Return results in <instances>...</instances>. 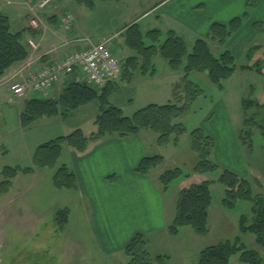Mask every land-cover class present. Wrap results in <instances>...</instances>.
I'll return each instance as SVG.
<instances>
[{
    "label": "rangeland",
    "instance_id": "374dc122",
    "mask_svg": "<svg viewBox=\"0 0 264 264\" xmlns=\"http://www.w3.org/2000/svg\"><path fill=\"white\" fill-rule=\"evenodd\" d=\"M38 1L40 0H0V14L9 19L13 32L26 28L34 33L44 32L40 40H33L34 37L26 35L25 43L31 39L43 51H48L54 47L59 48L72 38L73 33L64 30L61 22L47 29L46 24L49 19L46 14L55 8L54 11L58 16L62 14V17H65V14H72L75 37L94 43L111 36L106 40L110 42L112 52L119 55L117 56L119 58L124 57L122 61L124 59L127 61L134 55L125 47V50L122 49L124 33L129 27L127 25L147 12L153 0L118 2L107 0L94 2L91 8L85 2L79 4L77 0H52L42 12L36 9ZM260 1L256 0V4L249 8V11L247 8L245 12L249 13L247 22L251 21L259 8ZM33 5H35L33 9L27 12V9ZM260 18L263 20L264 14L259 13L252 23ZM140 21V29L146 31L142 35L153 31H148L151 16H145ZM247 22L243 21L242 26ZM256 27L257 29L254 26L244 27L241 40L243 42L249 40L251 43L243 53L239 54L238 50L233 51L235 52L233 54L238 67H251L257 60H262L264 73V28H260L259 25ZM239 31H242L241 28ZM145 43L149 45L147 40ZM28 52L24 66L28 62L33 64L32 67L39 62L41 64L46 62L43 52L29 48ZM212 52L218 56L222 49L213 48ZM161 61L163 64L155 67L158 71L157 79L142 77L136 71L132 82H128L121 75L114 82L115 91L109 99L110 104L121 109L126 116H131L151 104H181V95L184 91L182 73L181 76H172L171 80H166L162 72L168 70V66L165 61ZM164 63L165 67H163ZM18 72L16 66L12 72H7L0 78V181L2 171L6 167H29L34 151L43 143L65 137L75 130H81L86 136L93 133L94 119L98 114L97 103H91L73 113H68L63 118L43 119L27 129H22L19 124V114L24 101L39 96L33 94L35 96L18 99L12 95L8 85L17 81V77L7 81ZM5 77L7 78L3 85L2 80ZM190 81L201 89L203 96L197 99L191 105L190 111L179 120L186 129L179 146L151 150L147 144L146 150L149 157L153 154L165 158L164 164L158 168L160 172L178 169L187 175L186 178L182 177L174 182L169 188L166 201L169 216H172V213L174 215V206L180 191L205 181L213 183L211 186L213 203L208 219L209 234L206 238H200L191 230L183 229L178 238L160 239L156 236L152 241L148 238L149 245L146 249L150 257L161 256L166 264H196L200 251L241 237L246 248L257 251L264 261V252L257 247L254 237L240 236L238 231L239 218L241 216L251 218L252 206L242 201H239L233 210H226L221 206L224 190L217 182L220 172L199 175L192 171L196 157L190 149L189 139V134L194 129H203L215 141L213 161L219 167L246 179L253 195L264 198V76H258L253 71L238 70L229 81L224 83L222 93L208 81L206 74H194ZM63 87H57L47 93L49 95L42 96L47 99L57 98ZM177 89L180 93L175 92ZM242 101L252 106L245 109ZM144 142L146 144V140ZM68 155L69 152H65L59 165L67 161ZM53 174V170L44 169L36 170L33 175H18L12 180L9 193L1 198L0 264H127L129 260L124 253L113 256L101 255L97 248L93 247L94 243L79 218L83 210L76 201L74 192L57 189L52 181ZM65 209L67 223L61 224L58 213Z\"/></svg>",
    "mask_w": 264,
    "mask_h": 264
},
{
    "label": "trees",
    "instance_id": "16d2710c",
    "mask_svg": "<svg viewBox=\"0 0 264 264\" xmlns=\"http://www.w3.org/2000/svg\"><path fill=\"white\" fill-rule=\"evenodd\" d=\"M107 0H77L79 4L87 3L91 8L94 2ZM114 1V0H110ZM121 1V0H115ZM256 0H247V8L254 7ZM249 13L230 21L226 25L213 24L206 39L196 40L190 51L185 41L174 32L161 33L153 30L142 35L138 25L132 24L124 33V46L134 55L129 57L122 65V77L132 82L136 71L142 77H152L155 74L153 60L160 57L166 62L168 69L178 72L182 68L183 95L181 104L148 105L138 110L131 116H126L121 109L112 106L109 102L115 91V84L108 83L104 88L97 90L87 82L68 81L63 84V90L57 98H31L24 101L19 114V124L22 129H27L43 119L64 117L81 107L97 103L98 114L94 119L95 131L86 136L81 130H75L65 137H58L38 146L33 153L29 167L10 168L2 171L0 181V201L9 193L12 180L18 175H33L36 170H53L52 181L57 189L70 191L77 190L74 173L65 165H59L63 150L68 148L77 154H85L95 144L106 138L126 139L135 138L141 132L147 131L156 136L159 147L172 146L177 148L181 139L186 134V129L179 122L189 111L191 105L203 92L197 85L190 81L192 74H206L208 81L218 91L223 92V85L235 73L255 72L264 76L261 63L257 60L253 66L238 67L234 56L224 50L227 41L242 26V22L249 20ZM264 28L263 23L254 22L257 29ZM36 37L31 29L13 32L6 16L0 14V78L11 68L23 63L28 55L25 36ZM164 38V40L162 39ZM145 40L149 42L146 45ZM209 43L218 45L222 52L214 55ZM176 93H180L177 89ZM179 99V97H178ZM242 106L250 108L252 104L242 101ZM244 109V108H243ZM190 149L195 154L196 162L192 171L199 175H212L219 171L217 182L224 190L221 206L226 210H233L239 201L250 204L251 218H239L238 231L240 236L250 235L255 239L258 248L264 252V198L253 195L249 182L239 177L236 173L219 167L213 161L215 150L214 139L201 128H196L189 134ZM164 159L161 156L144 157L139 162L135 172L148 176L157 170ZM186 178L180 170L165 171L158 177V185L166 193L171 185L180 178ZM210 181L191 185L179 192L174 206V215L167 232L171 237H176L181 230L189 229L200 238L209 234L208 219L212 207V191ZM65 212V213H64ZM61 224L67 223V212L58 213ZM147 240L142 235H137L123 250L129 260L127 264H166L161 256L150 257L147 249ZM237 258L239 264H264L262 256L255 250L247 249L241 237L233 241H226L216 246L200 251L196 264H229Z\"/></svg>",
    "mask_w": 264,
    "mask_h": 264
},
{
    "label": "crops",
    "instance_id": "0c3cea01",
    "mask_svg": "<svg viewBox=\"0 0 264 264\" xmlns=\"http://www.w3.org/2000/svg\"><path fill=\"white\" fill-rule=\"evenodd\" d=\"M54 10L55 8L50 12L46 11L47 14L44 12L49 19L46 24L47 29L60 23L62 14L58 16ZM246 10L247 0H153L147 12L127 26L136 24L139 27L140 20L145 16H151L148 31L158 30L161 33L172 31L185 41L190 51L191 45L196 40L207 38L213 24L226 25L233 19L243 16ZM259 13L264 14V0L260 1L259 8L251 21L241 27L242 31L227 41L224 50L233 56L235 53L233 51L239 50V54L243 53L251 43L249 40L247 42L241 40L244 27L252 28V22ZM256 22L264 24V18ZM73 30L69 32L73 33V39L68 40L70 42L77 38L75 28ZM140 31L146 32L141 29ZM43 33L37 32L33 40H40ZM209 46L211 50L213 48L220 50L216 44L209 43ZM44 51L39 48V52ZM161 60L160 57H156L153 60L154 67L163 64ZM184 65L185 61L183 67ZM183 67L178 72L168 69L162 73L166 80H171L172 76H181L180 73L183 76ZM193 76L194 74L190 75V78ZM150 78L151 80L158 78L157 69ZM149 134L143 131L135 138H106L93 145L85 154H77L68 148L63 150L60 160L65 152H69L64 164L76 178L77 190L74 194L83 210L79 218L94 243L93 247H96L101 255H121L137 235L144 236L149 245L148 238H151V241L156 236L160 239L178 238L182 232L181 230L176 237H171L167 232L173 213L172 216L168 215L166 201L169 190L163 193L158 185L157 180L162 172L157 169L148 176L135 172L141 159L149 157L147 144L151 150H160L156 144V136ZM151 156L161 155L151 154ZM161 157L164 159V164L165 158ZM229 264H239V262L236 258Z\"/></svg>",
    "mask_w": 264,
    "mask_h": 264
},
{
    "label": "built area",
    "instance_id": "2783aa9c",
    "mask_svg": "<svg viewBox=\"0 0 264 264\" xmlns=\"http://www.w3.org/2000/svg\"><path fill=\"white\" fill-rule=\"evenodd\" d=\"M51 1L42 0L36 9L42 10ZM71 23L72 16L65 15L62 25L66 31L70 30ZM28 46L34 51L37 50L32 41H28ZM47 55L50 61L42 67L32 71V64L27 61L26 66L23 65L17 74L8 79L7 82L17 77V81L10 84L14 97L23 98L30 94L45 93L66 77H71L75 82H87L100 89L117 79L122 71V61L112 53L109 41L91 44L84 40L79 41L78 46L63 43L59 48L50 49L44 57Z\"/></svg>",
    "mask_w": 264,
    "mask_h": 264
}]
</instances>
